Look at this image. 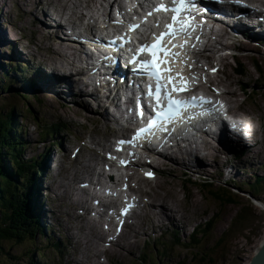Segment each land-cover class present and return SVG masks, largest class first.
I'll list each match as a JSON object with an SVG mask.
<instances>
[{
  "label": "rangeland",
  "instance_id": "1",
  "mask_svg": "<svg viewBox=\"0 0 264 264\" xmlns=\"http://www.w3.org/2000/svg\"><path fill=\"white\" fill-rule=\"evenodd\" d=\"M56 2L61 5H57V8H55L57 10H62V7L71 4L68 5L71 7L68 11L74 16L75 12H80L83 6H88L87 8H83L85 12L97 14L98 10L97 5H94V0H5V3L4 0H0V15L4 14V12H9L4 15L3 19L8 24H10L9 22L15 23V29L25 34L26 39L22 41L23 44L31 40L30 55L29 57H25L31 58V63L35 65L34 60L36 57L34 58L33 54L44 56L40 57L39 63L44 67H48L49 64L51 67L50 72L54 69L62 71V66L59 64L61 60L58 61L59 63L53 62V59L56 60L57 57L55 52L49 51L47 53L45 50V48L49 49V37L44 34L47 20L43 14L46 12L48 14V5L53 7ZM3 4H6L7 7L5 8ZM107 4V2H104L102 7L105 5L107 7ZM114 4L117 5V3ZM98 5H101L99 1ZM90 6H93V8ZM106 7L104 8L105 10ZM42 9L45 12L41 11ZM36 17L39 19L38 21H34ZM11 28L13 27L11 26ZM7 29L10 30V28L5 26V30ZM9 30H7L8 33L6 34L0 27V43L4 42L5 34L8 40L11 39L8 36L10 34ZM46 31L48 33L49 29L46 28ZM14 36L17 38L15 34ZM241 41L245 51L240 53L239 59L246 65L245 75H235L234 71H228L230 64L235 59L226 56L228 58L222 60L224 67L220 71L219 78L227 83V87L229 85V90L232 89L230 90L231 94H237L236 96L239 97L240 101L245 100L247 102L244 103V109L253 116L252 120L254 122H257L258 119L260 120L264 131V52L258 45L244 40ZM59 42L55 40V45ZM229 47L235 49V43ZM13 49V46L0 45L1 56L6 57V59L2 58V61L8 63L9 68L13 66L17 67L18 63L14 60H21V53L16 51L17 49ZM258 53L262 56H258ZM253 55L261 66L260 71L255 68V64L251 58ZM59 58L61 59V57ZM36 68H40V64L36 63ZM26 69L18 72L20 73L18 74L19 77L13 70L11 72L13 80L9 77L3 78V73H0L1 79H4L0 82V112H15L14 114L17 116L18 123L22 127L19 130L17 129L14 135L20 134L27 140L26 148H24V154L27 158L38 157L36 159L37 163L46 161L57 152V148L59 150L60 146L54 145V142L58 141L56 139H59L65 151L64 158L59 160L61 161L59 164L61 165L62 163L60 166L62 172L59 170V176L57 170H53L47 166L46 173L41 171L27 186L26 197L30 193V197L34 200V195L37 191V198L41 194L43 206L48 207L47 211L49 212L46 213L47 217H41V221L49 226L47 237L43 236L42 231L46 226L38 223L39 218H33L38 223L34 234H31L30 230H26L28 235L24 236L26 239H23V241L3 242L5 254L0 255V264H140L139 260L142 258L147 259V264H248L251 258H253L255 250H257V245L264 238V208L255 202L259 200L258 198L264 200V145L262 149L258 148L259 146L252 147L247 140V153L246 151H242L235 156L226 154L222 157V164L227 160L235 162L230 166V168H233L234 174H237V178L232 175L234 184L225 182L221 178L220 181H215L210 187L203 185L196 180L197 173L199 172L200 175H203V178L206 177L210 181V179L217 176L213 173L215 172V165L209 162L211 164L210 168L196 172L194 168L186 166L183 168V166L177 165V162L182 161V157L174 159V162L168 161L170 162V167H162L160 175L156 180L147 181L142 179V182L145 184V192H148L145 193L146 198H149L150 194H154L155 192L152 204H154V208L156 207V209L162 205L161 202H158V200L160 201L161 194L164 195L166 191L170 194V190L176 192L175 194L181 201L180 208L178 209L179 212L175 215L178 225H176L174 220H170L169 222L165 220L163 235L158 236L153 233L151 230H154L155 221L156 230L161 232L160 227L163 222V215H172V211L164 207L162 209L161 207L159 208V214L155 216L152 213L154 209H151L148 204L141 210L139 215L131 219L133 223L127 226L122 236L123 241H128V246L124 247V250L118 249L122 253V257L116 254L118 251L115 254L106 252L104 255L105 260H103L104 256H100L101 252L97 250L100 241L97 242L94 232H88L87 230L86 226L90 222L85 221V219L82 220V217L79 215V203L76 202L72 207H69L68 199L75 189L79 190V187L75 185L77 184L75 176L69 173L70 166L76 161L71 155L75 147L73 145L75 140L72 136L76 135L79 138L76 145L83 146L84 149L88 148L90 140L94 143L96 141L99 144L100 139H104V146L108 148L110 142L108 141L107 143L108 137H105L104 134L107 135L109 129L106 127L104 129L106 123L103 122L107 113H101L105 108L100 107L98 115V112L92 111L90 105L83 103L81 99L88 95L87 91L83 90V96L75 94L70 96L68 93L70 90L66 85V83L72 85L70 80L65 81L66 83L59 80V84L57 85L61 87L60 90H33L29 88V84L27 85L26 82L32 78L28 74L33 72L34 69L30 71ZM44 76L49 75L44 74ZM72 76L67 77L75 78ZM39 78H42V82H40L42 87L49 86L50 77H43L39 73ZM241 80L246 81V86L251 87L248 88L244 96L238 87ZM5 85L7 88L9 85L11 87L7 89ZM75 87L78 90L81 89L78 84ZM52 88L50 87L49 89ZM233 90H235V93L232 92ZM25 94H27V97H24ZM70 99L71 101H68ZM92 106L95 107L96 105L92 103ZM83 107L89 109V114L85 113ZM111 108L113 107L111 106ZM116 111L118 112L119 110ZM36 116L41 121L40 126L38 125ZM62 121L65 124L67 123L66 129L56 132L55 136H49L42 132L41 127L46 123L51 124ZM92 121L100 122L103 128L97 127ZM256 135L259 136L257 131L252 132L250 138L253 142L256 140ZM84 152L85 150L81 151L82 155ZM208 158L209 160L212 159L210 154ZM241 159L244 160L243 163H240ZM198 166L203 167L202 165ZM38 169L41 168L38 166ZM184 171L190 174L195 172V175L191 179L196 182H187L186 187H184V180L187 176H190L180 175ZM86 172V168L83 171H77L78 176H83ZM56 178L57 182L61 183V186L56 185L53 188L51 185L57 182L52 183L50 180L53 181ZM257 179H261L263 184L259 187L261 191L257 195H254L250 191L253 190V185L256 184ZM210 189L213 192H216L218 189L224 191L231 195L230 199L227 203H220L209 192ZM185 194L188 197L187 199L186 197L184 198ZM58 196L62 197V199H58ZM26 200L28 201V198ZM168 204L171 205L169 201ZM32 206L34 210H40L41 203L39 199H36L31 204V209ZM49 207L56 208L57 210L60 208L63 211L62 213L58 212L59 215L57 216L54 215L53 211L49 210ZM34 214L35 211H29L27 218L31 219ZM235 219H237L236 222ZM59 220L62 222L61 226L56 224ZM211 220V224L206 227V222ZM183 223L186 224L184 225ZM195 226L200 228V233L191 236ZM144 231H147V234H144ZM60 234H65L68 238L63 237L60 239ZM49 237L55 241L59 239L62 241L61 248L55 254L49 253L48 247L45 246L49 243ZM89 238L94 242L90 246L86 244V239ZM133 241L135 243H132ZM37 249L41 252L39 253Z\"/></svg>",
  "mask_w": 264,
  "mask_h": 264
},
{
  "label": "bare ground",
  "instance_id": "2",
  "mask_svg": "<svg viewBox=\"0 0 264 264\" xmlns=\"http://www.w3.org/2000/svg\"><path fill=\"white\" fill-rule=\"evenodd\" d=\"M50 1V0H49ZM57 1V0H56ZM66 1H73V0H66ZM104 1H108V0H101V4L103 5V3H104ZM114 2H113V4L115 3V1H119V3H118V7L120 8V9H123L124 8V6L127 4V3H129V0H113ZM262 1H264V0H262ZM14 2V1H13ZM112 4V5H113ZM79 5V4H78ZM115 5V4H114ZM51 6V5H50ZM111 5H109L108 6V8L110 7ZM63 8H65V6L63 7ZM96 8V7H95ZM107 8V10H108V12H109V10H112L113 9V7L111 6L109 9ZM89 9V8H88ZM54 11L51 13V12H48V14H47V12L45 13V14H43L44 15V17H46V20L47 19H49V18H55L53 15H56L57 17H64L65 16V13L64 12H62L61 10H57V9H53ZM63 10V9H62ZM41 11H43V12H45L43 9L41 10ZM82 16H83V14H82ZM39 19L36 17V18H34V21H38ZM39 23H40V21H39ZM45 25V24H44ZM55 26L53 27V26H49V25H45V28H44V34H46L48 37H49V50L50 51H53V52H55V54H56V56L58 57V59H59V61L61 60V62L59 63V62H57L55 59H53V62H57V63H59L61 66H62V71H60L59 69H54V70H52V72H47V74L49 75V76H44V75H42L43 77H50L51 79H50V81H49V86H45V87H43L44 89H49L50 87H53L52 89H55V90H60V86H58L57 84H59V80L60 81H68V80H70L71 81V83H72V85H70L69 83H66V85L68 86V88H69V90L70 91H68V93L70 94V96L72 95V94H75V95H81V96H83V86H81V84H83L84 85V87L85 86H89L90 85V83L88 82V81H84V80H82V79H79V80H77V78L75 77V75H74V68H75V64H74V62L73 61H67L66 60V58H65V56H64V52H63V47H62V42H59V43H56V45H55V36L54 35H51V34H49L50 33V31H55V30H60L62 27H61V24L60 23H55L54 24ZM46 28L47 29H49V32L47 33V31H46ZM253 30H254V36L255 37H258L259 36V34L261 33V29L258 27V25H257V27L256 28H253ZM200 32H203L202 30L200 31ZM228 32L225 30V28L224 27H222V29H221V33L219 34V38H222V37H224L226 34H227ZM205 36L206 37H208L207 36V34H205ZM2 37V36H1ZM55 39V40H54ZM34 45V44H33ZM72 49H74L75 50V54H77V50H76V46L75 45H73L72 47H71ZM16 51H19V50H16ZM13 52V51H12ZM60 55H58V54ZM251 55V54H250ZM17 56V55H16ZM1 57H3L4 59H6V57L5 56H1ZM59 57H61V59L59 58ZM207 53H206V50L205 49H202L201 50V58L203 59V60H206L207 59ZM253 57H254V55H253ZM23 58H24V55L23 54H20V59L21 60H23ZM1 66V65H0ZM3 66V65H2ZM70 67H71V69H70ZM70 75H73L72 77H75V78H68L67 76H70ZM219 84H222L223 86H224V88H225V85H226V88H225V91L226 92H228V93H230L231 91L230 90H232V89H230L229 90V85H228V87H227V83L226 82H224V81H222V80H220V79H215ZM38 81L39 82H42V78H38ZM79 85V87L81 88V89H77L76 87H75V85ZM63 88H65V87H63ZM66 89V88H65ZM85 91V90H84ZM49 92V91H48ZM232 92H234L235 93V90H233ZM88 93V95H89V92H87ZM231 94V93H230ZM25 95H27V94H25ZM67 95V94H66ZM90 96L96 101V102H99L100 101V104H103V106H102V108H105L101 113L102 114H105V113H107V114H105V119H103V122H105L106 123V125H109L108 123H110L111 121L112 122H114V123H116V119H115V117H113V116H111L110 115V113H109V111H108V107H107V105L108 104H112L114 101H115V99H117V97H118V94H115V96H114V98L113 99H110L109 98V96L106 94V93H104V94H101L97 89H95L94 91H93V93L92 94H90ZM80 97V96H79ZM65 98H66V100H67V97L65 96ZM77 99V98H76ZM68 101H71V99L70 100H68ZM70 103V102H69ZM75 103H79V102H75ZM99 104H97L96 105V111H99ZM84 108V107H83ZM85 109V113L86 114H89L88 112V110L89 109H86V108H84ZM108 116V117H107ZM86 117V116H85ZM109 117H111V118H109ZM87 118H89V117H87ZM90 119V118H89ZM94 124H96V126L97 127H100V128H103V127H101V123L100 122H95V121H92ZM248 123H249V126H250V130H251V132H250V137L252 136V132H254V131H257L258 132V128L256 127V123L255 122H253L252 121V119L250 120V117H248ZM67 124V123H66ZM64 126V125H63ZM63 128V127H62ZM61 128V129H62ZM55 129V128H54ZM54 129H52V130H54ZM65 129H66V127H65ZM105 132H106V130H105ZM108 135H109V133L106 135V134H104V136L105 137H108ZM103 138V137H102ZM259 139V136H257L256 135V139ZM82 139V138H81ZM93 139V138H92ZM106 140V139H105ZM247 140L249 141V143L251 144V146L252 147H257V145L255 144V142H253V140L251 139V138H248V137H245V138H242L241 140H235V141H233L232 143H230V146L233 148V151H238V150H240V151H246V153H247V151H248V149H247V147H246V143H248L247 142ZM263 140H264V137H263ZM263 143H264V141H263ZM95 145V143L93 142V141H91L90 140V145ZM167 144H168V150L169 151H167V166L168 167H170L169 166V164H170V162H174V159H179V158H181L182 157V161H179V162H177V165L178 166H183V168H184V166H186V167H191V168H194V170H196V172H198L199 170H203V169H208V168H210L211 167V164H209V158H206V159H203V157L202 156H206V155H202V151L201 150H208V153H207V156L209 155V150H210V142H208L207 140H200V141H198V142H196V140L194 139V138H190V139H188V140H185V141H182V140H179L178 138H177V136L176 135H174V134H172L171 136H169L168 138H167ZM106 145V144H105ZM264 145V144H263ZM250 146V147H251ZM214 147H215V149H217V150H220L219 149V146L218 145H214ZM263 147V146H262ZM259 148V147H258ZM262 149V148H261ZM230 152V154H232V156H235L234 154H235V152ZM217 155H219V154H217ZM190 156V157H189ZM249 157V156H248ZM201 158L204 160V161H200L201 160ZM50 159V160H49ZM168 161H170V162H168ZM243 159H241L240 160V163L242 162L243 163ZM50 162H51V157H49L46 161H40L39 163L41 164V167H42V169H43V172H45L46 173V171H47V166H48V168L49 167H51L50 166ZM183 162V163H182ZM229 167L230 166H232L235 162H230L229 161ZM46 164V165H45ZM239 164V163H238ZM198 165H202L203 167H199ZM207 165H209V167L207 166ZM214 165V164H213ZM236 168V167H235ZM234 168V169H235ZM86 169H87V172L89 171V168H87L86 167ZM231 170H232V172L233 173H235L234 171H233V168H231ZM57 172H58V176L60 175V172H59V170H57ZM188 172H181V174L180 175H183V174H187ZM199 173V172H198ZM234 176L237 178V174H234ZM64 177V176H63ZM51 182L52 183H55V182H57V178L55 179V180H51ZM51 183V184H52ZM56 185H60L61 186V183H59V182H57L56 184H54V185H51L53 188L56 186ZM212 185V184H211ZM41 188V187H40ZM49 188H50V184H49ZM55 190V189H54ZM166 193V194H165ZM164 193V195L163 194H161L160 195V201L158 200V202H161V207H162V209H163V207L164 208H166V209H169V210H171L172 212V215H169V216H165V218H166V220H168V221H170V220H174L175 222H176V225H178V220H177V218L175 217V215H177L178 214V212H179V208H180V203H181V201H180V199L177 197V195L175 194L176 192L175 191H172V190H170V194H169V192H165ZM120 194H121V192H120V189H117L116 190V201H120V199H119V196H120ZM53 195V194H52ZM154 196H155V193L154 194H150V199H151V202L149 203V206H150V208L151 209H154V210H157L156 209V207L154 208V204H152V202H153V198H154ZM35 201V200H34ZM168 201L171 203V205H169L168 204ZM79 203V205L78 206H80L79 207V209H78V213H79V215L82 217V220H84L85 219V221H87V222H90L89 224H87V230H88V232H94V234H95V239L97 240V242H99L100 240H102L103 239V237H104V231H103V229H101L99 226H97L95 223H93L92 221H90V220H88L86 217H84L82 214H81V210H82V208H84L85 206H86V202H85V200H84V198H83V196H82V194H81V190L79 189H75V191L72 193V195L69 197V199H68V203H69V207H72L73 206V204L74 203ZM159 206H160V204H159ZM161 207H157V208H161ZM43 208H45V209H47L48 207L47 206H43ZM42 209V208H41ZM41 209L40 210H34V208H33V206H32V212L33 211H35V216L36 217H39L40 216V214H42L43 213V211H41ZM49 210L50 211H53V208H50L49 207ZM41 211V212H40ZM59 213H62V211L63 210H60V208H59V210H57ZM49 211H47L46 213H48ZM156 212H158V211H156ZM40 213V214H39ZM164 214V213H163ZM180 222V221H179ZM56 224H58L59 226H61L62 225V222L59 220V222L58 223H56ZM184 225H185V223H183ZM83 225V224H82ZM85 226V225H84ZM185 228V227H184ZM67 230V229H66ZM196 233V232H195ZM144 234H147V231H144ZM60 236L61 237H63V236H66L65 234H60ZM50 238V237H49ZM71 239H73L72 237H71ZM178 241V240H177ZM128 241L127 240H122L121 239V241L119 242V246L121 247V249L120 250H124V247H127L128 246V243H127ZM94 242H92L91 241V239L89 238V239H86V244L88 245V246H90V245H92ZM132 243H135L134 241L132 242ZM158 244V243H157ZM178 244H179V242H178ZM258 247H257V250H255V254H254V256H253V258H251V260L248 262V264H255V262H256V260H257V257L258 256H260V254L264 251V238H262V241L259 243V245H257ZM120 250H119V252H118V254L122 257V253L120 252ZM110 253H113L112 251H110Z\"/></svg>",
  "mask_w": 264,
  "mask_h": 264
},
{
  "label": "snow or ice",
  "instance_id": "3",
  "mask_svg": "<svg viewBox=\"0 0 264 264\" xmlns=\"http://www.w3.org/2000/svg\"><path fill=\"white\" fill-rule=\"evenodd\" d=\"M236 3H240L241 0H235ZM172 7L161 3L156 7L155 11L168 12L171 11L174 15L171 17V22L167 23L165 31L159 33H153V39L151 43H143L139 49H137V55H134L129 61L130 64L136 65L137 70H143L149 77L155 80V86L149 84L147 87V95L154 99L153 108L149 105V118L147 120V126L140 128L135 137L132 140H122L119 144H134L135 140L140 139L145 133L150 132L157 125L162 126L163 121L171 122L174 119L181 116L182 111L188 107H194L198 104H211L212 101L205 97H191L190 99H180L177 98L175 93L187 92L191 90V81L182 75V73L177 72L173 66V62L170 59L180 58V53L174 51L176 47H183V45L172 44L171 47L168 46L166 41L169 39H174L179 34H187V29L191 25V21L194 17L191 16L190 10L197 7V0H171ZM207 9H205L206 11ZM184 12H189L188 17H183L181 14ZM149 16L153 15L152 12L148 13ZM179 25V27H177ZM159 23L156 27H159ZM139 25H132L131 30L135 31L139 29ZM118 39H124V37H118ZM130 42V41H128ZM187 44V41H185ZM143 54H149L150 59H140ZM186 64V61H185ZM167 65V67H165ZM190 67V65H187ZM215 71V69H213ZM175 73V75H173ZM213 111H216L213 108ZM154 112V115L151 113ZM140 115L145 116V111L143 107L141 108ZM115 159V157H110ZM125 163V161H121ZM151 176V173H147ZM127 212V209H125ZM255 264H264V252L257 257Z\"/></svg>",
  "mask_w": 264,
  "mask_h": 264
},
{
  "label": "trees",
  "instance_id": "4",
  "mask_svg": "<svg viewBox=\"0 0 264 264\" xmlns=\"http://www.w3.org/2000/svg\"><path fill=\"white\" fill-rule=\"evenodd\" d=\"M0 65V73H3V78L9 77L13 80L11 78V71L2 61L1 54ZM256 65L261 67L258 63ZM243 67L241 64L238 71H243ZM16 70L20 71L17 68ZM1 78L0 82L4 80ZM10 87L11 85L6 88L9 89ZM24 97H27V95ZM14 113L13 111L0 112V255L5 254L4 241L21 242L23 239H26L24 236L28 235L26 230L32 231V234L35 232V227L32 229L31 220L26 215L25 194L28 190V183L36 178L39 170L38 165L41 166V164L36 161L38 157L27 158L25 156L24 148H26L27 141L20 134L14 135V132L22 127L21 124L19 125L17 116ZM36 118L39 125L41 121L37 116ZM43 127L42 131H46V134L49 136L53 135L55 131L59 132L65 128L61 123H46ZM58 144L59 142H56V145ZM262 184V180L257 179L256 184L253 185V190L250 192L257 195L261 191L259 187ZM209 192L220 203H227L231 196L219 189L216 192L210 189ZM236 221L237 219H235ZM211 222L212 220L207 221L206 227ZM198 233H200V229H198ZM194 234L196 233L192 235ZM37 251L41 252L38 249Z\"/></svg>",
  "mask_w": 264,
  "mask_h": 264
},
{
  "label": "water",
  "instance_id": "5",
  "mask_svg": "<svg viewBox=\"0 0 264 264\" xmlns=\"http://www.w3.org/2000/svg\"><path fill=\"white\" fill-rule=\"evenodd\" d=\"M264 252V251H263Z\"/></svg>",
  "mask_w": 264,
  "mask_h": 264
}]
</instances>
